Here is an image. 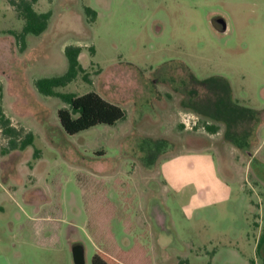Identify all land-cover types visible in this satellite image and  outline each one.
Wrapping results in <instances>:
<instances>
[{
    "label": "rangeland",
    "instance_id": "374dc122",
    "mask_svg": "<svg viewBox=\"0 0 264 264\" xmlns=\"http://www.w3.org/2000/svg\"><path fill=\"white\" fill-rule=\"evenodd\" d=\"M34 8L51 19L24 44L16 37L24 20L0 0V264H75V244L86 264L96 244L127 264H264V0H39ZM69 46L82 47L88 81L81 74L57 91H94L125 120L64 132L58 111L67 106L35 82L67 72ZM216 77L249 115L235 137L193 108L208 95L195 80ZM183 112L205 130L185 129Z\"/></svg>",
    "mask_w": 264,
    "mask_h": 264
},
{
    "label": "trees",
    "instance_id": "16d2710c",
    "mask_svg": "<svg viewBox=\"0 0 264 264\" xmlns=\"http://www.w3.org/2000/svg\"><path fill=\"white\" fill-rule=\"evenodd\" d=\"M38 1L8 0L9 4L24 20L25 25L22 32L16 35L18 41L24 44L28 35L40 36L49 26L51 13H40L35 10L34 6ZM86 12L92 13L95 19L96 12L89 8H86ZM81 53L82 47L80 46L67 47L65 50V56L68 61L67 72L61 76L41 78L35 82V86L42 96L58 98L67 106V108L59 109L58 118L64 132L70 136L98 125L114 126L126 118V111L123 108L108 102L94 91L84 95L57 91V89L65 88L73 83L81 74L84 80L88 81V74L80 61ZM195 81L201 88H204L208 95L199 103H193V108L202 115L225 123L227 125L226 135L235 137L240 123L242 125L248 123L249 115L242 109L236 108L231 102V89L228 82L220 77ZM4 125H7L6 122H4ZM208 129L210 131L215 130L212 127H208ZM6 131L13 132L14 130L6 129ZM33 141L34 137L29 135L28 139L20 145V149H26L33 144ZM14 148L16 147L14 146ZM103 222H106L105 218L96 221L98 226L103 225ZM110 238H112L111 235ZM263 244L264 233L261 235L257 246V251L260 254ZM120 253L126 256V252L121 251ZM92 264H127V261L123 258H113L102 250H97L92 258Z\"/></svg>",
    "mask_w": 264,
    "mask_h": 264
},
{
    "label": "water",
    "instance_id": "95a60500",
    "mask_svg": "<svg viewBox=\"0 0 264 264\" xmlns=\"http://www.w3.org/2000/svg\"><path fill=\"white\" fill-rule=\"evenodd\" d=\"M212 24L219 33H226L228 30V25L222 18H215ZM72 252L75 264H86L84 247L81 244H75Z\"/></svg>",
    "mask_w": 264,
    "mask_h": 264
},
{
    "label": "built area",
    "instance_id": "2783aa9c",
    "mask_svg": "<svg viewBox=\"0 0 264 264\" xmlns=\"http://www.w3.org/2000/svg\"><path fill=\"white\" fill-rule=\"evenodd\" d=\"M181 124L187 130H205L204 127L201 125L200 117L195 113L183 112L181 114ZM209 124V122H207ZM207 127V125H206ZM205 127V128H206Z\"/></svg>",
    "mask_w": 264,
    "mask_h": 264
},
{
    "label": "crops",
    "instance_id": "0c3cea01",
    "mask_svg": "<svg viewBox=\"0 0 264 264\" xmlns=\"http://www.w3.org/2000/svg\"><path fill=\"white\" fill-rule=\"evenodd\" d=\"M215 28V27H214ZM217 31V30H216ZM218 32V31H217ZM106 95H108V93H105ZM102 97V96H101ZM105 99V98H104ZM108 102H110L111 103V101H109V100H107ZM165 101H167V100H165ZM112 104H114V103H112ZM165 104H167L166 102H165ZM116 105V104H115ZM168 105V104H167ZM117 106H119V105H117ZM120 107V106H119ZM135 107H136V104H135ZM140 107H142L141 105L140 106H137L136 108H137V111L139 112V110L141 109ZM122 108V107H121ZM174 117V116H173ZM176 119V118H175ZM215 130H213V131H211L212 133H215L216 134V132H214ZM214 134V135H215ZM213 135V134H212ZM88 213H89V211H88ZM88 213H87V215H88ZM113 218V217H112ZM37 219H39V218H31L30 219V223H36V222H41V221H43V220H37ZM43 222H49L48 220H45V221H43ZM110 231H111V229H110ZM110 235H111V239H113V241H115V238H114V235L112 234V232H110ZM96 247V251L97 250H102L103 251V249H102V247L100 246V245H95Z\"/></svg>",
    "mask_w": 264,
    "mask_h": 264
}]
</instances>
